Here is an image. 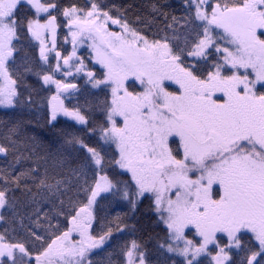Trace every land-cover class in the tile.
I'll use <instances>...</instances> for the list:
<instances>
[{"label": "snow or ice", "instance_id": "1", "mask_svg": "<svg viewBox=\"0 0 264 264\" xmlns=\"http://www.w3.org/2000/svg\"><path fill=\"white\" fill-rule=\"evenodd\" d=\"M150 7L149 23H163L153 34L159 38L98 0L84 7L0 0V107L40 110L30 74L56 88L47 138L23 117L0 120V221L10 223V214L28 237L12 243L0 234V264H264V0H183L180 15L166 0ZM62 24L72 44L66 56L55 51ZM33 41L39 64L27 51ZM85 43L102 67L99 79L87 73V83L110 89L98 105L103 122L87 102L65 106L61 94L77 86L55 79L65 65L83 71L76 52ZM61 114L83 135L57 129L52 122ZM85 136H97L96 145ZM111 145L116 151L106 158ZM70 147L83 150V159H72ZM98 198L124 201L130 213L147 200L161 230L122 240L138 231L128 213L95 229ZM45 203L51 209L41 225ZM21 205L32 208L26 217ZM65 215L66 230L52 223ZM25 218L43 235L26 228ZM94 250L106 260L90 259Z\"/></svg>", "mask_w": 264, "mask_h": 264}, {"label": "trees", "instance_id": "2", "mask_svg": "<svg viewBox=\"0 0 264 264\" xmlns=\"http://www.w3.org/2000/svg\"><path fill=\"white\" fill-rule=\"evenodd\" d=\"M59 2L68 6L69 4L75 3L80 7H84L88 0H59ZM98 2H102L105 5L111 7L112 5H116L124 15L121 17L126 18L128 23L135 28L137 31L142 32V34L147 35L149 39L159 38V36H153L154 33H157L161 28H163V23L159 20L155 24L149 23L152 17L151 5L153 3L164 2V0H98ZM166 2L171 6V9L175 11L176 15H180L183 11L182 5L183 0H166ZM27 11V9H25ZM114 16L119 15L115 10L112 12ZM62 18L58 17V22H61ZM162 34V33H161ZM68 35L66 27L61 26L58 29L57 33V48L61 50L64 54H68L70 51L71 42L69 40H65L64 36ZM27 51L29 55L33 58V60L39 64V46L36 42H32V47H28ZM187 62H195V61H187ZM51 65V62L49 61ZM52 66V65H51ZM28 83L31 84L34 88L38 89V95L34 94V98L40 104L39 111H21L5 109L0 107V120L5 118H11L13 120L23 117L25 120L31 121V124L28 125L29 128H36L44 138H47L49 135L47 131V126L44 123L45 117L50 116V106L48 101L51 98V94L53 93V88L51 85L43 84V81L34 74H30L28 76ZM76 88L71 90L70 92L63 93L64 96V104L67 107L73 106H83L85 103H89L91 106V110L93 116L97 122H103L104 115L100 111L98 105L100 101H103L107 96L110 99V90L103 88H92L91 84L87 83L85 79H78L76 83ZM53 95V94H52ZM84 109L82 108V111ZM37 121H39V126L37 125ZM56 125L57 129H65L68 132L76 133L78 135H83L84 127L79 125L76 121L72 120L70 117H65L62 114L58 115L57 120L53 121ZM4 128L0 126V137L3 136ZM85 141L90 143V146H95L98 140L97 136H85ZM105 151L108 156L106 158H111V154L116 151L115 146H105ZM70 157L76 161L82 160L85 153L83 150L69 148ZM5 158L3 155H0V166L3 165ZM118 171H123L117 169ZM109 175H111V171H109ZM125 179L127 177H124ZM104 195V194H102ZM81 200L84 199L81 194L79 197ZM99 200V206L97 208V217L98 220L94 222L93 227L97 230L100 229V222L111 219L116 216L118 213H128L130 216H133L134 219H130L128 222L130 224H136L138 231L135 233H126L121 239L122 240H131V239H141L144 237L145 232H159L160 228H153L152 221L155 219L154 213L148 210V201L144 200L140 205H138V210L135 213L129 212V207L124 201H112L111 198L107 200ZM51 209L50 204H43L41 206V225L45 224L43 219V212L49 211ZM32 208L30 206L21 205L18 209V212L21 216H25L28 213H31ZM67 215V214H66ZM66 215L60 216L58 218H54L52 220L53 224L59 223L61 229L66 230ZM10 223H5L4 221H0V234H4L6 236V242H26L28 237L25 232V229L20 226L19 220H11V216L9 214ZM35 220V217H33ZM25 227L30 228L32 231H35L38 235H43V228L37 227L35 223H30L27 218L24 221ZM7 228L8 232L4 233V229ZM243 240H247L248 237H242ZM224 241H222L223 243ZM154 244V241L152 242ZM149 247H152V244H149ZM96 254L90 259L104 261L106 260V255L104 252H99L94 250ZM235 257V253H233ZM153 261L157 259L156 255L151 257Z\"/></svg>", "mask_w": 264, "mask_h": 264}, {"label": "rangeland", "instance_id": "3", "mask_svg": "<svg viewBox=\"0 0 264 264\" xmlns=\"http://www.w3.org/2000/svg\"><path fill=\"white\" fill-rule=\"evenodd\" d=\"M109 28H110L111 31H120L119 25L110 24ZM214 35H215V33H214ZM57 46L58 45H56L55 51L61 53V56H66L72 51V44L70 46V51H69L68 54H64L61 50H59L57 48ZM54 56H55V53H51L49 55V61L51 62L52 67H54L55 63H56V60H55ZM76 56L83 58V64L85 66L83 68V71L77 72L75 68H71L70 69L67 65H65V66H63V69H62L61 72L55 73V79L62 80V81H64V83H68V84L77 83V80L80 79V78L81 79H85V81H88L89 77L87 76V73L89 71L94 72L98 79L101 78L102 67L92 58L91 49L89 48L87 43H85L83 45H79L77 47ZM72 62H76V57H73V61ZM61 63H62V61H61ZM66 71H71L72 74L70 76H65L63 73L66 72ZM138 83L139 82L137 81V84ZM169 83H172V82H169ZM51 86L53 88V93L52 94L55 95L56 94L55 85L53 84ZM175 87L176 86L173 85V87L170 88L169 90L174 91ZM129 90L131 91L133 89L130 87ZM136 90H140V89L137 88ZM52 94H51V96H52ZM62 94H61V97H62V99H64V96ZM73 238L74 239H78V236L74 235ZM189 238H193V237L190 235ZM222 241H224V240H222Z\"/></svg>", "mask_w": 264, "mask_h": 264}, {"label": "water", "instance_id": "4", "mask_svg": "<svg viewBox=\"0 0 264 264\" xmlns=\"http://www.w3.org/2000/svg\"><path fill=\"white\" fill-rule=\"evenodd\" d=\"M70 90H72V89H69L68 91H70Z\"/></svg>", "mask_w": 264, "mask_h": 264}]
</instances>
